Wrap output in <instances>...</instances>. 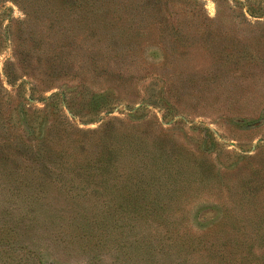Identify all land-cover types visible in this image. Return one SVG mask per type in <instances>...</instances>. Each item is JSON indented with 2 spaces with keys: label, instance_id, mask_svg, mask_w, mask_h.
<instances>
[{
  "label": "rangeland",
  "instance_id": "1",
  "mask_svg": "<svg viewBox=\"0 0 264 264\" xmlns=\"http://www.w3.org/2000/svg\"><path fill=\"white\" fill-rule=\"evenodd\" d=\"M2 1L0 30L10 19L27 46H36V31L48 33L42 22L29 27L17 20L24 17V0ZM246 1L170 0L171 16L161 22L134 6L132 15L119 11L104 21L100 2L91 20L85 8H70L56 32V67L42 78L67 75L43 95L87 79L91 89L117 86V100L86 120L58 99V120L83 143H34L25 135L11 140L0 128V264H229L223 254L229 236H255L264 212L245 197L264 190V14H249ZM108 32L119 37V46L142 50L144 62L130 63L132 73L119 76L124 64L112 53L106 64L100 54ZM10 49L0 47V71ZM92 54L99 57L95 70L85 62ZM80 96L69 104L77 107ZM143 96L157 103L135 109ZM159 99L166 103L160 106ZM22 101L37 118L51 117L42 99ZM42 130L52 132L48 125ZM110 145L116 147L112 168ZM156 145L167 147L166 158L183 171L169 180L177 196L168 199L162 222L124 204L132 163L154 159Z\"/></svg>",
  "mask_w": 264,
  "mask_h": 264
},
{
  "label": "trees",
  "instance_id": "2",
  "mask_svg": "<svg viewBox=\"0 0 264 264\" xmlns=\"http://www.w3.org/2000/svg\"><path fill=\"white\" fill-rule=\"evenodd\" d=\"M170 0H24L20 5L22 6V12L24 17L17 19L18 21H28V26L31 21L45 27L46 35L41 34L37 30V45L27 46V41L21 38L20 27L15 26L10 19L8 23L3 26V30H0V47H11V53L2 62L0 71V128L4 129L8 134L12 135L11 140L24 136V140L32 142L45 141L47 143H83L84 140L77 138V134L66 123H61L58 120L61 112L58 108V104L61 100V105H64L73 114H78L80 117L92 119L93 115L101 113L102 111H109L113 107L117 100V86L105 85L100 89H91L89 83L84 80L74 85L73 88L67 89L66 85H58L59 92H52L50 95H43L44 92L53 87L54 80L59 79L63 83L65 72L55 74V79L48 81L42 78L45 75L53 74L56 66L54 61L56 51L61 47V44L56 43V32L61 31L64 27V19L71 7L85 8V14L87 19H93L98 13V5L100 2V19L104 21L105 17L109 15V19L119 14L122 11L128 15H132L129 11L134 6L144 16L153 15L151 18L159 16V21H165L167 17L171 16L173 10L168 7ZM181 0H175V4H180ZM193 3H198V0H190ZM254 1V0H253ZM247 0L244 5L249 14H264V3L253 2ZM3 2V3H1ZM0 19H3L2 15L5 13L6 6L4 1L0 0ZM103 5V6H102ZM173 5V6H178ZM179 7V6H178ZM105 9V11L102 10ZM116 12L114 13V11ZM176 11V10H175ZM103 15V16H102ZM98 16V15H97ZM107 19V24L113 25L114 23ZM100 20V22L103 23ZM21 23V22H20ZM30 27V26H29ZM142 30H145L143 27ZM124 35V34H123ZM128 37L132 35L127 32ZM101 37V36H100ZM89 39V38H88ZM85 40L86 47L89 52L94 50L93 42L90 41L93 37ZM45 41L48 43L43 47ZM104 46L100 43V54L107 59L106 64L113 62V58L124 64L122 67L117 68L119 70V76L127 75V71L132 73L129 65L133 64L139 67L140 62H144L140 58L142 50H132L129 47L119 46V37L114 33H107L104 38ZM118 43V44H117ZM39 47V48H38ZM36 48V49H35ZM1 52V51H0ZM113 55V58L111 56ZM140 58V60H139ZM131 59V61H130ZM140 61V62H139ZM85 62H90L91 66L87 64V69L92 70V66H97L99 57L96 54H92L85 59ZM100 68H103V72L107 74V65L102 63L100 55ZM113 69L112 67H110ZM52 71V72H51ZM86 74H90L88 70ZM76 76V74H74ZM121 77V78H122ZM4 82L10 85V89L4 86ZM56 83V82H55ZM179 87V85H177ZM179 90V88H176ZM78 93V94H77ZM80 96L79 105L73 107L69 104V100L72 97ZM29 98H40L43 100L44 109H48L51 114L42 115L40 118L34 116L29 112L28 101H22ZM59 99V103H58ZM75 100V99H74ZM151 101L147 97L143 96L142 102L137 104L135 109H142L146 107L148 102ZM160 101V106L165 102V99ZM35 113V109L33 110ZM26 114V115H25ZM30 120V121H29ZM52 132H42V127H47ZM23 133H22V132ZM8 137V136H7ZM6 137V138H7ZM100 141V133L99 138ZM9 141V140H8ZM108 164L113 166L115 164L116 147L113 145L108 146ZM167 147L162 145H156L151 154L154 155L152 160L135 161L132 163L133 172L130 175L132 185L126 191L124 196V204L135 213L144 212L148 216H151L156 221H164L166 215V205L168 199L172 195L176 194V190L170 191L172 188L169 180H177L182 177L183 171L178 168V165L173 160H168L166 154L168 153ZM149 149V148H148ZM150 151V149H149ZM100 160L101 154L99 152ZM107 160V158H106ZM101 165V161H100ZM198 166H200L198 164ZM254 167V165H252ZM101 169V168H100ZM201 169V166H200ZM262 171L263 169H259ZM260 171H252L253 174H258ZM263 175V174H261ZM264 177V175H263ZM243 193H245L243 191ZM177 196V194H176ZM246 199L250 202L262 204V212L264 211V190L260 194L245 195ZM251 198V199H250ZM261 202V203H260ZM254 203V204H255ZM256 235L248 234L245 232L238 234L237 236H229L230 239L225 244L226 249L223 248V254L226 259L229 260V264H264V212L261 214L259 222L255 225Z\"/></svg>",
  "mask_w": 264,
  "mask_h": 264
}]
</instances>
